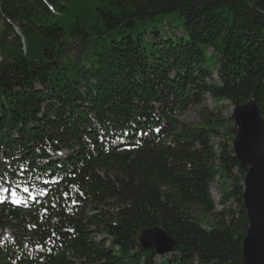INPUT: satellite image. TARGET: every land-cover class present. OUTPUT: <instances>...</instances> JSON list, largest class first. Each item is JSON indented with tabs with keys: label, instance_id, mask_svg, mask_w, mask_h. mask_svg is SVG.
I'll return each instance as SVG.
<instances>
[{
	"label": "trees",
	"instance_id": "trees-1",
	"mask_svg": "<svg viewBox=\"0 0 264 264\" xmlns=\"http://www.w3.org/2000/svg\"><path fill=\"white\" fill-rule=\"evenodd\" d=\"M173 15L186 36L143 30ZM0 55V182L35 193L0 203V264H244L221 102L264 117V0H0ZM195 106L198 123L180 118ZM154 226L177 241L167 256L140 244Z\"/></svg>",
	"mask_w": 264,
	"mask_h": 264
},
{
	"label": "water",
	"instance_id": "water-1",
	"mask_svg": "<svg viewBox=\"0 0 264 264\" xmlns=\"http://www.w3.org/2000/svg\"><path fill=\"white\" fill-rule=\"evenodd\" d=\"M232 117L237 129L232 147L246 172L243 202L249 230L243 240V261L264 264V117L254 99L234 106ZM139 240L144 249L154 248L160 257L170 254L177 245L160 226L144 229Z\"/></svg>",
	"mask_w": 264,
	"mask_h": 264
},
{
	"label": "rangeland",
	"instance_id": "rangeland-1",
	"mask_svg": "<svg viewBox=\"0 0 264 264\" xmlns=\"http://www.w3.org/2000/svg\"><path fill=\"white\" fill-rule=\"evenodd\" d=\"M170 22V25H167V22ZM183 24V19L181 17H179L178 15H173V16H168V17H164V16H158L156 19L151 20V22L145 27L143 28V30H155V29H159L162 33V35L164 37L166 36H171V37H176V38H180L182 36H186V33L182 27ZM122 34L120 32H116L113 34L114 38H121ZM145 46L148 48V50H152L153 46H154V37L152 36V34L145 36ZM112 40V38H108L107 42H110ZM102 48V46H101ZM213 51V49L211 48L209 50V53H211ZM70 55H74L73 52L70 53ZM32 56V55H31ZM67 59H69L70 63L72 62V57L67 55ZM3 61L2 56L0 55V63ZM207 64L209 66V68L211 70L214 71V73L216 72L215 70L217 69V59L215 57H208L207 59ZM217 77V76H216ZM215 77V82H217V78ZM207 102L210 104V107H212L211 104V99L209 96H207ZM222 114L229 118L232 116V112H233V105L229 102V101H222ZM202 109L201 106H195L190 108L188 111H186L184 113L183 116H181L180 118L186 122H191V123H198L199 122V111ZM215 140V139H214ZM6 155H3V158H5ZM4 187H6L4 185ZM221 182L219 179L216 180V182L214 184H212L211 186V194L212 197L214 198V201L217 205V210L221 209V205H220V200L222 198V194H221ZM12 228L7 227V228H0V236L1 237H6L11 235L12 233ZM162 259L159 257L158 261L160 262Z\"/></svg>",
	"mask_w": 264,
	"mask_h": 264
},
{
	"label": "snow or ice",
	"instance_id": "snow-or-ice-1",
	"mask_svg": "<svg viewBox=\"0 0 264 264\" xmlns=\"http://www.w3.org/2000/svg\"><path fill=\"white\" fill-rule=\"evenodd\" d=\"M157 131H158V130H157ZM144 134H146V133H144ZM7 190H8L7 188L4 189V191H7Z\"/></svg>",
	"mask_w": 264,
	"mask_h": 264
}]
</instances>
